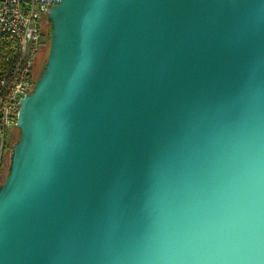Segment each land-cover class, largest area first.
<instances>
[{"label":"water","instance_id":"95a60500","mask_svg":"<svg viewBox=\"0 0 264 264\" xmlns=\"http://www.w3.org/2000/svg\"><path fill=\"white\" fill-rule=\"evenodd\" d=\"M0 181V264H264V0H55Z\"/></svg>","mask_w":264,"mask_h":264},{"label":"built area","instance_id":"2783aa9c","mask_svg":"<svg viewBox=\"0 0 264 264\" xmlns=\"http://www.w3.org/2000/svg\"><path fill=\"white\" fill-rule=\"evenodd\" d=\"M53 3L0 0V178L7 161L4 151L9 154L12 146L7 129L15 127L19 100L35 83L34 66L45 45L41 33Z\"/></svg>","mask_w":264,"mask_h":264},{"label":"rangeland","instance_id":"374dc122","mask_svg":"<svg viewBox=\"0 0 264 264\" xmlns=\"http://www.w3.org/2000/svg\"><path fill=\"white\" fill-rule=\"evenodd\" d=\"M41 39H42V36H41ZM46 45L48 47V41H47ZM47 47H46V50H45V52L43 54V57L41 59H39L38 62L36 60V63H35V66H34L35 67V71H36L35 72L36 73V78L38 77V75H39V73H40V71H41V69H42V67L44 65V61H45V58L47 56V50H48ZM16 138H18V132L16 130V127L11 126L10 128L7 129V139H8L9 142H11V144H13L17 140ZM7 151H8V149H5V151H4V159L7 158V161H6V164H5V169H4L3 176H2V178H0L1 181L3 180V178L5 176V173H6V170H7L8 157H9V154H10V152L8 154Z\"/></svg>","mask_w":264,"mask_h":264},{"label":"flooded vegetation","instance_id":"af4514ba","mask_svg":"<svg viewBox=\"0 0 264 264\" xmlns=\"http://www.w3.org/2000/svg\"><path fill=\"white\" fill-rule=\"evenodd\" d=\"M48 32H50V23H49V21L45 23V25L43 27V30H42V33H41L42 40H43L45 45L43 46L42 51H41V53L39 54V56L37 58V62H38L39 59H41L43 57V54H44V52L46 50V47H47L46 43H47L48 38H49V33ZM16 130L18 132L17 128H16Z\"/></svg>","mask_w":264,"mask_h":264},{"label":"trees","instance_id":"16d2710c","mask_svg":"<svg viewBox=\"0 0 264 264\" xmlns=\"http://www.w3.org/2000/svg\"><path fill=\"white\" fill-rule=\"evenodd\" d=\"M48 45H49V38H48ZM47 49H48V47H47Z\"/></svg>","mask_w":264,"mask_h":264}]
</instances>
